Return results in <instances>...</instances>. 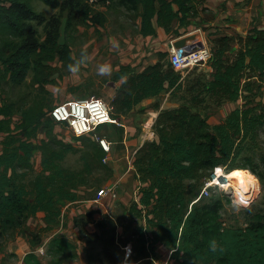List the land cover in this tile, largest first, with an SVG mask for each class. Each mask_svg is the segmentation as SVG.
<instances>
[{"label":"trees","instance_id":"16d2710c","mask_svg":"<svg viewBox=\"0 0 264 264\" xmlns=\"http://www.w3.org/2000/svg\"><path fill=\"white\" fill-rule=\"evenodd\" d=\"M33 1L68 11L67 31L76 24L103 26L106 14L90 0H0V87H22L33 73L32 87L48 94L46 87L55 72L49 64L56 60L69 64L72 58L69 47L59 42L60 17L49 21L41 40L34 24L44 16ZM202 1L99 0V4L132 14L138 34L146 38L156 35V26L169 32L176 21L187 25ZM209 44L210 71H193L187 79L173 69L168 53H161L160 62L142 72L129 66L113 75L115 82H122L111 103L116 118L164 93L178 103L160 112L153 127L157 140L146 142L134 156L140 197L125 209L130 223L124 228L129 236L125 243L133 245L131 264H157L159 244L173 251L178 264H264V211L252 213L245 227L233 228L223 222L225 196H203L192 205L201 192L198 184L218 167L235 170L232 160L246 150V141L257 142L264 132V31L254 27L246 37H217ZM27 99L0 100V134L6 135L0 154V254L5 243L22 235L31 218L44 213L45 222L54 225L63 208L81 198L77 191L82 183L77 184L75 174L62 166L76 148L55 133L49 116L53 109L44 97ZM240 100L242 108L210 125L209 111ZM15 116H20L18 124L13 123ZM41 129L46 139L39 144ZM37 152L42 153V172L27 184ZM104 157L98 144L92 143L89 174L97 168L105 170ZM109 234L113 246L115 228ZM48 255L53 264H63L76 260L77 250L66 238L56 237ZM23 264L42 263L31 252Z\"/></svg>","mask_w":264,"mask_h":264},{"label":"rangeland","instance_id":"374dc122","mask_svg":"<svg viewBox=\"0 0 264 264\" xmlns=\"http://www.w3.org/2000/svg\"><path fill=\"white\" fill-rule=\"evenodd\" d=\"M60 1L63 3L67 0ZM32 5L39 14L44 16L40 22L34 24L42 41L46 38L49 21L52 18L60 17L59 42L61 45L69 47L72 59L69 64L60 60L49 64L55 72L51 77L52 84L46 87L48 94L42 93L38 88L32 87L34 75L31 73L26 85L22 87L13 88L6 84L0 87V100L2 101L7 97H12V99L27 97L28 101H33L35 98L41 101L44 97V102L50 106L48 108L54 109L61 103L101 97L111 106L110 100L107 99V83L109 82V78L106 75H98L97 67L105 64L109 55L111 57L115 55L116 47H113L110 40H114L125 49L127 47L131 50L133 49L134 52L130 51L132 55L140 52L141 46L137 44L139 34L132 14L126 13L120 8H110L96 4L94 8L106 14V22L103 26L92 27L90 25L76 24L71 30L67 31L69 21L68 11L62 12L61 9L49 8L39 1H33ZM121 35H126L127 42L122 40ZM197 37L196 35L190 38ZM234 50H237V46ZM82 53L86 55L87 60L81 65L80 72L74 75L69 72L68 66L79 60ZM130 57L131 55L128 56V58ZM197 68L198 71L195 68L185 74L183 78L187 79L193 71L198 73L208 72L209 66ZM262 92L264 96V89ZM169 104L170 108H173L178 103L171 102L170 100ZM243 104L244 101L240 100L236 104H225L221 108H214L207 113L208 122L211 126L222 123L232 110L242 108ZM19 117L15 116L13 119L14 124L19 123ZM125 125L127 126L126 123ZM54 131L60 140L70 143L76 148V152L68 155L62 166L75 174L77 184L82 183L77 191L81 198L77 202L68 204V208H66L67 206L64 207L62 210L63 218L54 225H48L45 222V218H43L44 213H39L36 217L31 218L29 223L26 224L22 235L17 236L14 241L5 243V247L0 254V264H19L17 255L14 254L15 248L11 247V244L18 238L25 241L21 247L22 250L18 251L19 254L26 248V252H35L42 264H53L52 258L48 255V249L50 242L56 237L66 238L77 250V259L63 264H90L89 260L92 264H131L126 259L124 249L130 246L133 250L131 243H125L129 236L124 234V228L130 223V215L125 209H128L135 202V197L132 199L133 201L128 202L129 205L127 204L128 206L125 208L121 205H116V208H113L111 202L107 201V199L101 202V205H96L98 207H93L92 204L88 203L90 198H96L99 192L106 189L103 188L106 184V173L103 169L97 168L92 175L88 173L87 156L90 146L96 141L92 137H84L82 140L76 141L65 125L54 124ZM43 134L46 137V131ZM5 136L4 134H0V138L3 140ZM245 146L246 150L235 157L232 160V164H235V170L242 172L257 183L256 192H253L252 195L241 196L233 188L223 189L218 185H214L211 186L208 196L210 198L214 196L226 197L224 199L225 205L222 211V218L225 226L233 228L245 227L252 213L255 212L256 214L264 211V132L260 135L257 142H251V139H248ZM40 154L33 159L34 168L30 176L26 178L27 184L42 172ZM135 154V150L129 149L127 151V160L131 164L134 162ZM230 164L231 162L228 165ZM252 168H255V174H253ZM248 171L253 177L250 176ZM212 174L198 184V189L201 191L200 195L206 183L212 178ZM188 184L197 185L196 182H188ZM119 185L120 183H116L109 188L116 189ZM246 188V186H243L244 191L242 193H246ZM139 193L140 191L138 190L137 195ZM198 198L195 199L192 205L198 202ZM234 200H238L239 204L234 205ZM71 222L74 223L73 227L71 226ZM111 226L115 228L113 246H109L111 237L109 232L113 230ZM41 249L44 250V253H41ZM172 254L173 251L170 252L164 245L159 244L157 246V264H178L172 258Z\"/></svg>","mask_w":264,"mask_h":264},{"label":"crops","instance_id":"0c3cea01","mask_svg":"<svg viewBox=\"0 0 264 264\" xmlns=\"http://www.w3.org/2000/svg\"><path fill=\"white\" fill-rule=\"evenodd\" d=\"M200 3L196 8L197 13L190 18L187 25L181 26L176 21L169 32L156 26L155 36L143 38L139 34L137 44L142 47H140V52L142 53L136 51L137 53L132 55L130 51L134 52L133 49L128 48V45L125 49L117 43L118 47L115 49V55L113 57L109 55L106 61L112 68L110 74L106 75L109 78L107 99L111 103L116 98L122 84V82L113 80L114 73L119 71L121 67L129 66L142 72L147 67L158 64L160 62L159 55L168 53V48L172 42L185 40L187 47L195 43L210 46V40L217 37H246L249 30L254 27L264 31V0H203ZM196 35L198 36L197 38H190ZM120 37L124 42H127L126 35H121ZM129 55H131L130 58H128ZM73 57L75 59L74 55ZM208 71H210L209 68ZM169 103V93L147 99L137 109L120 118L122 122L127 124L126 129L116 125H105L100 128V135L106 137L112 143L108 161L103 163L105 165L104 172L106 173V184L103 188L109 189L114 184L120 183L116 188V199L107 198L113 208H116V205H121L123 208L127 207L129 205L128 202L133 201L134 197V201L139 200L140 196L137 193L141 184L136 179V171L133 164L127 160V151L132 149L137 152L146 142L157 140L153 127L160 112L170 109ZM44 132L45 130L41 129L38 137L39 142L46 139ZM0 140L1 154L3 139L0 138ZM38 153L40 154L41 152H37L36 157L39 155ZM40 155L42 164V153ZM88 203L92 204L93 207L101 205L95 203V199L89 200ZM43 218H45L44 214ZM61 218H63V215ZM73 225L74 223L71 222L72 227ZM24 243L23 239L18 238L11 244V247L15 248L14 254L17 255L19 264H23L25 257L30 253V251H25L26 248L21 254L18 253ZM16 247L18 248L16 249Z\"/></svg>","mask_w":264,"mask_h":264},{"label":"built area","instance_id":"2783aa9c","mask_svg":"<svg viewBox=\"0 0 264 264\" xmlns=\"http://www.w3.org/2000/svg\"><path fill=\"white\" fill-rule=\"evenodd\" d=\"M91 5L99 4V0H90ZM173 44V42L171 43ZM184 49L168 48L169 62L173 69L180 73L183 77L191 70L206 66L212 60V51L210 46L203 45V48L192 53L183 54ZM49 116L55 124L65 125L75 138L92 137L106 157L103 163H107L109 154L111 153L112 143L104 136L100 135L99 129L105 125H116L126 129V125L121 119L114 117L113 109L102 98H89L85 100H73L66 103L58 104ZM213 177V176H212ZM211 186H214L211 179L206 183L199 201L203 196H208ZM116 189H104L98 193L95 203L100 204L108 197L116 199ZM125 249L126 259L132 255V248L127 246ZM41 253L44 250L41 249Z\"/></svg>","mask_w":264,"mask_h":264},{"label":"bare ground","instance_id":"6f19581e","mask_svg":"<svg viewBox=\"0 0 264 264\" xmlns=\"http://www.w3.org/2000/svg\"><path fill=\"white\" fill-rule=\"evenodd\" d=\"M212 175L211 181L214 185L223 189L233 188L241 196L252 195L253 192H256L257 183L238 170L226 171L222 167H218ZM243 186L247 187L246 193H242L244 191Z\"/></svg>","mask_w":264,"mask_h":264},{"label":"clouds","instance_id":"9594fccd","mask_svg":"<svg viewBox=\"0 0 264 264\" xmlns=\"http://www.w3.org/2000/svg\"><path fill=\"white\" fill-rule=\"evenodd\" d=\"M110 43H112L113 47H118V44L114 40H110ZM86 60H87L86 55H84L82 53L81 58L79 60H77L75 63L70 64L68 66L69 72L72 73V74H74V75L77 74V73H79L80 72V69H81V65H83ZM111 71H112L111 65L110 64H107V63L101 64V65H99L97 67V74L98 75H101V76L110 74ZM233 204L234 205H238L239 204V201L238 200H234L233 201Z\"/></svg>","mask_w":264,"mask_h":264},{"label":"water","instance_id":"95a60500","mask_svg":"<svg viewBox=\"0 0 264 264\" xmlns=\"http://www.w3.org/2000/svg\"><path fill=\"white\" fill-rule=\"evenodd\" d=\"M172 46H174L175 48L184 49L185 51H183V54H185V55L188 54V53L196 52V51H198V50L203 48V44L202 43H195V44H192V46L187 47L185 40H180L178 42L170 44V47H172Z\"/></svg>","mask_w":264,"mask_h":264}]
</instances>
